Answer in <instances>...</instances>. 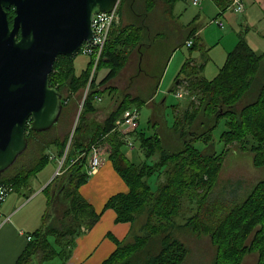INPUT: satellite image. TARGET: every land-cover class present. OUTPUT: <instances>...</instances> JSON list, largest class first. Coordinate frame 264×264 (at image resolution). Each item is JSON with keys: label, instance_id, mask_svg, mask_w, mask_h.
<instances>
[{"label": "trees", "instance_id": "obj_1", "mask_svg": "<svg viewBox=\"0 0 264 264\" xmlns=\"http://www.w3.org/2000/svg\"><path fill=\"white\" fill-rule=\"evenodd\" d=\"M126 1L120 0L118 17L122 16ZM156 1L169 7L171 14L179 0ZM211 2L220 16L230 9L233 0ZM135 4L136 0L132 3V11ZM153 9L154 5L149 4L147 11L137 14L139 27L115 24L111 29L82 101L68 149V135L63 139L57 134L51 136L58 122L45 133L33 132L29 127L26 129L27 149L30 148L27 163L12 174H7L9 168L0 180L13 192L26 189L30 179L50 162L52 156L49 151L54 152L52 158L56 160L66 154L60 174L42 191L45 211L40 227L27 236L30 240L15 264H42L53 259L67 264L77 238L91 230L106 210L114 212L115 223L129 224L130 231L122 242L114 241L116 249L102 264H183L189 254L188 237H207L210 240L215 251L211 264H240L251 251L258 252V264H264V180L237 206H231L223 199L209 198L221 170L223 155L214 151L212 143V133L221 121L225 130L220 135V142L224 145L240 144V149L247 148L254 155L255 167H264V53L257 55L253 51L246 40V32L237 36L234 51L227 54L224 67L213 81L202 77L204 63L186 61L170 93L182 88L194 97V101L184 109L180 108L181 105L174 107L177 112L173 110L174 124L170 130L160 128L151 138L136 134L137 129L129 134H134L139 140L145 158H155L152 165L143 163L136 166L123 154L129 135L118 132L116 123L122 121L125 112H139L143 105L153 102L165 71V56L157 71L151 69L156 35L151 34L148 12ZM13 17L10 10V25ZM193 25L196 27L189 26L188 35L178 45L191 41L189 50L195 46L204 49L198 36L199 27ZM163 35L158 33L157 37ZM136 45H139V50L144 45L150 46L149 56L141 50L139 53L141 75L149 83L148 91L140 96H124L116 108L107 111L102 124L90 129L86 121L96 112L95 104L101 98L100 87L115 80L127 64L128 49ZM104 64L110 69L97 80V72ZM92 69L93 59L89 58L88 68L76 77L73 59H56L49 85L61 94L62 111L80 91H85ZM152 105L159 116L158 121L153 118L152 122L160 125L163 105H155L154 102ZM178 108L181 109L179 118ZM197 142L204 144L203 151L194 146ZM92 148L105 149L103 154L107 155L113 170L128 189L125 194L110 197L100 213L79 193L89 178L86 167ZM155 173L161 174L163 180L152 192L148 181ZM184 200L194 204L196 209L192 216L182 219L183 223L179 224L177 221L182 217ZM57 208L59 218L54 216Z\"/></svg>", "mask_w": 264, "mask_h": 264}, {"label": "rangeland", "instance_id": "obj_2", "mask_svg": "<svg viewBox=\"0 0 264 264\" xmlns=\"http://www.w3.org/2000/svg\"><path fill=\"white\" fill-rule=\"evenodd\" d=\"M133 1L134 0L126 1V5L121 14L122 16L118 18L117 24L121 26L134 25V28L139 27L140 17H138L137 14L147 11L146 8L149 4L152 6L154 5V9L148 12V25L153 30L151 34L153 35V32L156 34L155 50L151 55V59L153 60L151 69L153 72L157 71L158 64L161 60L163 61L164 56V63L166 65L165 74L161 84L159 85L154 101L155 105H163L161 124L159 125L156 122H152L153 118H155V121H158L159 119L154 106L143 105L138 112V128L136 130V134H142L144 138L153 137V135L156 134L160 128L170 130L174 124L173 110H176L177 112V108L174 109V107L181 105L180 108L182 107L181 109H184L189 102L194 101V97H190L185 89L180 91L182 96L180 99L176 97L175 93H170V89L186 61L190 60L195 64L204 63V79L207 81H213L217 77L219 70L224 67L227 54L234 51L237 44V36L239 34L246 32V40L251 48L253 44L255 48L252 49L257 55L264 52V0H243L241 2L244 6V12L242 14H235L231 8L222 13L220 16H218L220 14L219 10L211 2V0H201L200 5L197 7L192 5L190 0H179L173 8L176 19L174 27H172V31L170 29L171 33L169 38L171 41L169 40L168 43L165 44L164 42H160V39L157 36L158 33L162 31L164 34L165 16L170 11L168 10L170 8L164 6L156 0H136V4L132 11L131 6ZM215 22L221 23L222 27H218ZM193 24H197L199 27L198 35L201 39V43L204 45V49H198V47L195 46L189 50L186 45H178L180 35L183 37L185 29L189 26L191 28L196 27ZM144 43L147 42L144 41ZM138 50L139 45H136L133 49H128L126 53L127 64L121 69L115 80L100 87V107L105 109L107 108L109 111L112 108H116V106L121 103L120 101L124 96L130 95L133 97L134 95L139 94V92L140 94L147 92L149 83L147 81L140 80L143 77L136 76L140 58ZM204 50L205 53H203ZM88 64V57L80 54L74 56L73 67L75 76L80 77L81 74L88 68ZM109 69V66L104 64V66H102L97 72V80L102 79ZM94 72L95 70L93 71V74ZM83 95L84 91H80L78 96L74 98V101H71L70 104L63 109L55 127L56 129L51 132V136L57 134L60 139H63L68 135V141L72 138L81 113ZM243 104L239 105L237 108H241ZM180 108H178V118L181 116V111H179L181 110ZM106 115L103 114L102 116H97V121H103ZM121 129L125 130L126 127H122ZM224 130V122L221 121L212 133L214 151L218 154L222 153L221 155L223 156L221 160V170L209 198L223 199L229 205L237 206L250 196L253 192L252 190L256 185H258V183L264 180V167H255L253 165L254 155L247 148L240 149V144L233 143L231 145H224L223 142H220V135ZM126 141L131 142L133 145L132 149H129L126 146H123L122 149L124 156L131 163L136 166L143 163L152 165L155 158H145L144 154L140 150V142L134 134L127 136ZM194 146L199 151H203L204 149V144H202V142H197ZM104 150V148L98 149L97 152L103 153ZM29 151L30 148L27 149V153H23V155L18 158L7 174L16 172L27 163ZM49 152L51 153L53 151ZM60 160L61 159H59V161ZM58 167V160H50V162H48L40 172L30 179L33 188L36 190L45 178L50 174H53V171L57 170ZM162 180L163 176L159 173H155L151 176L148 183L152 192L157 190L158 185L162 182ZM13 191L14 190L12 189V192ZM102 193L103 192H100L98 197ZM11 195L12 193L9 197ZM41 198H43L42 195L26 210L22 211L17 219H20V217H22L27 210L31 208L33 210L37 205H41ZM182 208V217L177 221L179 224L183 223L182 219L192 216L196 209L195 205L189 203L187 200H184ZM54 216H58L57 218L60 217L58 208L56 209ZM84 235L85 234H81L78 238H81ZM187 242L189 244V254L183 264H211L214 259L215 251L207 237L198 239L188 237ZM75 246L72 249V254L75 250ZM247 246H249V244ZM258 262L259 253L251 251L242 258L240 264H258ZM42 264L61 263L58 259H53Z\"/></svg>", "mask_w": 264, "mask_h": 264}, {"label": "water", "instance_id": "obj_3", "mask_svg": "<svg viewBox=\"0 0 264 264\" xmlns=\"http://www.w3.org/2000/svg\"><path fill=\"white\" fill-rule=\"evenodd\" d=\"M117 2L0 0V180L26 151V129L45 133L61 116L62 96L49 85L56 59L72 60L92 39L93 17Z\"/></svg>", "mask_w": 264, "mask_h": 264}, {"label": "crops", "instance_id": "obj_4", "mask_svg": "<svg viewBox=\"0 0 264 264\" xmlns=\"http://www.w3.org/2000/svg\"><path fill=\"white\" fill-rule=\"evenodd\" d=\"M175 19L173 11L171 14L169 13L165 16V36L162 31L160 34L163 36L159 38L161 42H164V44L168 43L170 40L169 36L172 31V27H174ZM188 32L189 29L186 28L184 36L182 37V35H180L179 41L184 40L183 38L186 37V34L188 35ZM155 35L156 34L153 32L152 36ZM252 48H255L253 44ZM140 50L141 52H145L146 55H149L150 46L147 47L144 45L140 48ZM140 50H138V55ZM203 72L202 77L204 78ZM139 75H141L140 58L136 76ZM141 77L143 78L140 80L147 81L144 76L141 75ZM157 91L158 89L156 90V94ZM140 95L141 94L139 92V94H136L133 97ZM155 96L153 98V102L155 101ZM99 102H101V98H99V101L95 104V114L87 118L86 123L90 129L94 128L96 125L102 124L103 121H97V116H102L103 114L106 115L108 111L107 108L105 109L100 107ZM153 102H148L146 105L154 106L152 105ZM50 155L53 157L54 152H51ZM53 172V174H50L51 176L49 175L45 178L36 190L33 188L30 180L26 189L19 192H13L1 207L0 264H15L17 258L27 245V236L40 227L41 217L45 211V197L43 196L42 191L51 182L56 170ZM100 192L103 193L98 197ZM127 192V187L115 173L111 162L108 161L107 155L105 154L101 156V166L99 170L94 175L90 176L87 183L79 189L80 195L94 208L97 213L102 212L105 203L110 197L120 193L125 194ZM41 195L43 197L41 198L42 202H40V200L39 202L42 206L39 204L33 210L32 208L27 210L23 216L20 217V219H17L22 211L26 210L34 201L38 200ZM129 231V224L115 223V214L112 210L102 212L98 223L91 230L86 232L84 236L76 240L75 250L67 264H102L116 249L114 241L122 242L126 239Z\"/></svg>", "mask_w": 264, "mask_h": 264}, {"label": "built area", "instance_id": "obj_5", "mask_svg": "<svg viewBox=\"0 0 264 264\" xmlns=\"http://www.w3.org/2000/svg\"><path fill=\"white\" fill-rule=\"evenodd\" d=\"M119 2H120V0H118L115 8L111 12L99 13L98 15L93 17V21H92L93 36H92V39L89 43H83L78 50V54L93 59V71L95 70V67L97 66V64L101 58V55L103 53V50H104L105 44L107 42V39L109 37L111 29L118 22L119 17L117 14V7L119 5ZM190 2L192 5L197 7L200 5L201 0H190ZM231 8H232V11H234V13L237 15H240L244 12V6L241 3V1H239V0H233V3L231 5L230 9ZM215 23L218 25V27H220V28L222 27L221 23H218V22H215ZM191 45H192L191 41H188L186 43L187 48H190ZM93 71L91 72L89 82L85 88L83 99L86 96V93L88 92L89 83L93 77L92 76ZM181 90H182V88H179L178 92L175 93L176 97L178 99L182 98L181 92H180ZM97 101H99V99H97ZM122 127H126V129L125 130L121 129ZM137 128H138V112L136 110L125 112V114L122 118V121H118L116 123V129L124 136H127L129 133L135 131ZM70 140H71V138L69 139V142H68L66 149H68ZM125 144H126V147H128L129 149L133 148V145L131 142L125 141ZM65 154H66V152H65ZM65 154L61 158L60 161L58 160L59 167L56 170V172L53 176V179L60 174V170L63 166ZM102 155H103V153L97 152V150L95 148H92L90 155H89L90 157L87 160V167H86V174L88 177L94 175L99 170V168L101 166V156ZM52 159L53 158L50 157V160H52ZM11 193H13V192H12V188L9 185L0 183V221L2 218L1 207L7 201V199L9 198V195ZM26 240L28 242L30 240V238L27 237Z\"/></svg>", "mask_w": 264, "mask_h": 264}, {"label": "bare ground", "instance_id": "obj_6", "mask_svg": "<svg viewBox=\"0 0 264 264\" xmlns=\"http://www.w3.org/2000/svg\"><path fill=\"white\" fill-rule=\"evenodd\" d=\"M201 101V100H200Z\"/></svg>", "mask_w": 264, "mask_h": 264}]
</instances>
